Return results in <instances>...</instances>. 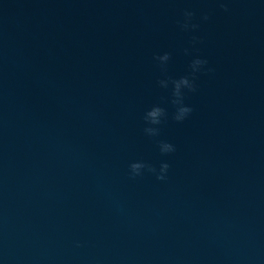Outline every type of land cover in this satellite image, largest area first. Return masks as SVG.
<instances>
[{
  "label": "water",
  "instance_id": "1",
  "mask_svg": "<svg viewBox=\"0 0 264 264\" xmlns=\"http://www.w3.org/2000/svg\"><path fill=\"white\" fill-rule=\"evenodd\" d=\"M0 264H264V0H0Z\"/></svg>",
  "mask_w": 264,
  "mask_h": 264
},
{
  "label": "clouds",
  "instance_id": "2",
  "mask_svg": "<svg viewBox=\"0 0 264 264\" xmlns=\"http://www.w3.org/2000/svg\"><path fill=\"white\" fill-rule=\"evenodd\" d=\"M224 7V5H221ZM227 11V8L224 9ZM194 13L191 11L184 12V22L181 28L184 31H195L198 24L193 23ZM203 20H208L205 15ZM187 53V50H186ZM156 61L163 69L170 61L171 57L168 53L155 57ZM208 61L201 58H194L190 64V75L181 76L177 79L165 78L158 81L159 87L165 90H171L170 103L174 111L171 114L172 120L176 123H183L189 118L193 109L185 103L187 93H193L196 89V76L201 73L207 66ZM211 71V69H208ZM169 113L166 109L159 106H153L145 116V122L149 125L144 129V133L148 137H157L159 135L161 124L168 119ZM158 150L162 157H167L176 151L172 143L160 141L158 143ZM170 165L168 162L161 160L159 166L156 167L145 161H138L129 167L130 178L135 179L142 177L145 173H150L159 181H164L167 177Z\"/></svg>",
  "mask_w": 264,
  "mask_h": 264
}]
</instances>
